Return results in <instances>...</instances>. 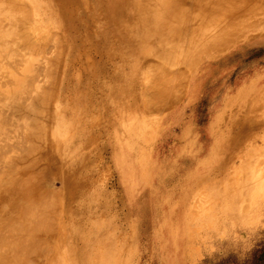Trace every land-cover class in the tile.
Instances as JSON below:
<instances>
[{
	"label": "rangeland",
	"instance_id": "obj_1",
	"mask_svg": "<svg viewBox=\"0 0 264 264\" xmlns=\"http://www.w3.org/2000/svg\"><path fill=\"white\" fill-rule=\"evenodd\" d=\"M13 1L0 6L23 3L28 43L18 36L16 57L0 43V65L15 61L0 67V125L25 134L16 153L15 130L0 147V239H18L0 261L28 237L42 250L18 264H264V187L245 164L264 163V0H170L164 24L151 19L167 0ZM24 82L32 94L15 102ZM28 200L45 213L36 233Z\"/></svg>",
	"mask_w": 264,
	"mask_h": 264
},
{
	"label": "bare ground",
	"instance_id": "obj_2",
	"mask_svg": "<svg viewBox=\"0 0 264 264\" xmlns=\"http://www.w3.org/2000/svg\"><path fill=\"white\" fill-rule=\"evenodd\" d=\"M2 1H3V0H2ZM2 1H0V2H2ZM6 1H7V0H6ZM10 1H13V0H10ZM158 1H159V0H158ZM158 1H156V2H158ZM162 1H163V0H162ZM4 3H5V2H4ZM9 3H10V2H9ZM13 3H14V1H13ZM15 3H17V2H15ZM59 3H60V2H59ZM131 3H132V1H131ZM1 4H2V3H1ZM22 4H23V3H22ZM22 4L20 3V5H18V3H17V6H19V8H21V5H22ZM102 4H103V3H102ZM132 4H133V3H132ZM132 4H131V5H132ZM167 4H168V5H169V4L171 5V1H170V0H167ZM167 4H166V6H164L163 8L158 9L157 11H155V12L152 14V17H153V18H152L151 20H153L154 22H157L158 24H159L160 22H162V24H164V23H163V20H164V19H165L166 22H167V20L170 19V18L166 19L167 14H168V13L171 14L170 12H172L173 10H175V9L171 8L172 5H171V6H167ZM5 5H6V6H5ZM5 5L3 6V4H2V5L0 6V43H1V44L3 43L2 46H4V48L7 49V52H9V55H8V56H10V55L12 56V54L16 53V52H15V48H17V46H19V47H20V46H21V47H22V46H23V47L25 46L23 43H22L23 45H17L16 47H15V45H14V43L17 44V41H19V44H20V42H21L22 40L20 41L19 38H20V39H23V37L21 38V36L23 35V32H22V34H21V31H25V30H22L23 28H22L20 31L17 30V26H16L17 24H16V23H18L19 20H17L18 18H16V16H17L16 14H17L18 11H20V10H18L19 8H18V7H17V8L9 7V6H11L10 4H5ZM57 5H59V4H57ZM131 5H130V6H131ZM150 5H151V4H150ZM23 6H24V5H23ZM158 6H159V5H158ZM25 7H26V6H25ZM127 7H128V6H127ZM161 7H162V6H161ZM125 8H126V7H125ZM130 8H131V7H130ZM133 8H134V6H133ZM22 9H23V8H22ZM22 9H21V10H22ZM68 9H69V8H68ZM126 9H127V8H126ZM24 10H25V9H24ZM24 10L21 11V12L24 13ZM131 10H132V9H131ZM25 11H26V10H25ZM148 12H149V11H148ZM175 12H176V11H175ZM15 13H16V14H15ZM89 13H90V11H89ZM132 13H133V12H132ZM24 14H25V13H24ZM24 14H22V15H24ZM26 14H27V12H26ZM26 14H25V15H26ZM28 14H29V11H28ZM87 14H88V13H87ZM145 14H147L146 11H145ZM25 15H24V16H25ZM89 15H90V14H89ZM149 15H150V14H149ZM172 15H173V12H172ZM172 15H168V17H169V16L171 17ZM18 16H19V15H18ZM24 16H23L22 18L19 17V18H21V19H20L21 22L19 21V23H18L19 26H20V23H21V24L26 23L25 21L23 22V18H24ZM28 16H29V15H28ZM146 16H148V15H146ZM73 19H74V18H73ZM16 20H17V22H16ZM24 20H25V19H24ZM28 20H29V19H28ZM172 21H173V20H172ZM5 22H6V23H5ZM86 23H87V22H86ZM90 23H91V22H90ZM6 24H7L9 27L6 28V27H5ZM7 25H6V26H7ZM27 25L29 26L28 23H27ZM167 25H169V24H167ZM22 26H23V25H22ZM24 26H25V24H24ZM28 26H26V27L28 28ZM81 26H82V25H81ZM88 26H89V25H88ZM158 26H159V25H158ZM26 27H25V28H26ZM4 28H5V29H4ZM25 28H24V29H25ZM28 29H29V31L31 30V31H33V32H34V30H35L33 27H29ZM156 29H157V28H156ZM29 31H28L27 33H29L28 35H29V37H30V36H32V35H30V32H31V31H30V32H29ZM83 31H84V30H83ZM158 31H159V28H158ZM160 31H161V30H160ZM19 32H20L21 35L19 34ZM145 32H146V31H145ZM155 32H156V31H155ZM148 33H149V32H148ZM18 34H19V35H18ZM33 34H34V33H33ZM142 34H143V33H142ZM150 34H151V33H149V36H150ZM145 35H146V34H145ZM18 36H20V37L18 38ZM139 36H141V35H139ZM146 36H147V35H146ZM141 37H143V36H141ZM184 37H185V36H184ZM17 38H18V39H17ZM31 38H32V37H31ZM39 38H40V37H39ZM87 38H88V37H87ZM93 38H94V37H93ZM147 38H149V37L147 36ZM150 38H152V37H150ZM27 39H28V37H27ZM83 39H84V38H83ZM143 39H144V37H143ZM23 40H24V39H23ZM29 40H31V39H28L27 41H29ZM145 40H146V39H145ZM147 40H148V39H147ZM24 42H26V39L24 40ZM39 42H40V41H39ZM27 43H28V42H26L25 44H27ZM49 43H50V42H49ZM37 44H38V43H37ZM39 45H40V44H39ZM42 45H43V44H42ZM30 46H31V45H30ZM27 47H28V46H27ZM38 47H39V46H38ZM51 47H52V46H51ZM32 48H34V46H33ZM44 48H46V47H44ZM56 48H57V46H56ZM56 48H55V49H56ZM18 49H19V48H18ZM18 49H17V50H18ZM20 49H21V48H20ZM26 49H27V48H26ZM23 50H24V49H23ZM30 50H31V47H30ZM36 50H37V49H36ZM36 50H34L35 53H37ZM39 50H40V49H39ZM39 50H38V51H39ZM42 51H43V50H42ZM79 51H80V50H79ZM0 52H1V51H0ZM20 52H21V51H20ZM44 52H45V51H44ZM11 53H12V54H11ZM31 53H32V52H31ZM45 53H46V52H45ZM5 54H6V53H5ZM7 54H8V53H7ZM7 54H6L5 56L3 55L2 57H3V59H4V57L7 58V61H8L9 58L6 57ZM25 54H26V53L24 52V55H25ZM29 54H30V52H29ZM29 54H27V55H29ZM17 55H19V54H17ZM42 55H43V54H42ZM55 55H56V54H55ZM55 55H54V56H55ZM57 55H58V54H57ZM30 56H31V55H30ZM30 56H29V57H30ZM51 56H52V55H51ZM54 56H53V57H54ZM62 56H63V53H62ZM14 57H16L15 54H14ZM20 57H21V56H19V58H20ZM33 58H34V56H33ZM44 58H45V57H44ZM86 58H87V57H86ZM3 59L1 60V65H2V61H3ZM14 59H15V58H14ZM24 59H26V58H23V60H24ZM39 59H41L40 56H39ZM5 60H6V59H4L3 62H4V64L6 63L5 65H6V68H7V65H9L10 62L13 61V60H12L11 57H10V62H9L8 64H7V62H6ZM15 60H16V59H15ZM27 60H28V59H26L25 61H27ZM17 61H18V60H17ZM36 61H37V60H36ZM38 61H39V60H38ZM44 61H45V60H44ZM87 61H88V60H87ZM13 62L15 63V61H13ZM19 62H20V60H19ZM19 62H18L17 64H19ZM21 62H22V60H21ZM23 62H24V61H23ZM32 62L34 63L33 60H32ZM39 62H40V61H39ZM50 62H51V61H50ZM56 62L58 63L57 60H56ZM28 63H29V61H28ZM28 63H22V64L25 65V69H24V70H26V67H28V65H27ZM36 63H37V62H36ZM44 63H45V62H43V64H44ZM57 63H56V64H57ZM11 64H12V62H11ZM17 64L15 65L16 67L19 66V65L17 66ZM20 64H21V63H20ZM1 65H0V67H1ZM26 65H27V66H26ZM29 65H31V63H30ZM50 65H51V64H50ZM15 66L10 65V67H12V68L14 67L13 69H15ZM21 66H23V65H21ZM43 66H44V65H43ZM23 67H24V66H23ZM23 67H22V68H23ZM32 68H33V66L31 67V69H32ZM34 68H35V67H34ZM45 68H46V67H45ZM49 68H50V67H49ZM4 69H5V68H4ZM38 69H39V68H38ZM38 69H37V70H38ZM40 69H41V68H40ZM47 69H48V66H47ZM50 69H51V68H50ZM24 70H23V71H24ZM29 70H30V69H29ZM29 70H26L25 72H27V73H28V72H30V73L33 72V70H32V72H31V70H30V71H29ZM35 70H36V69H35ZM37 70H36V72L39 71V70H38V71H37ZM83 70H84V69H83ZM1 71L3 72V69H2ZM14 71H16V72L18 73V70L15 69ZM50 71H51V70H50ZM2 72H1V73H2ZM4 72H5V70H4ZM4 72H3V73H4ZM39 72H41V71H39ZM47 72H49V71H47ZM59 72H60V71H59ZM3 73H2V75H3ZM40 74H41V73H40ZM4 75H5V74H4ZM23 75H24V74H23ZM23 75H22V76H23ZM30 75H32V74H30ZM36 75H37V74H36ZM50 75H51V74H50ZM58 75H59V74H58ZM5 77H7V75H5ZM5 77H3V76L1 77V76H0L1 79H2V78L4 79ZM37 77H38V75H37ZM37 77H36V78H37ZM41 77H42V76H41ZM41 77H40V78H41ZM149 77H150V76H149ZM159 77H161V76H159ZM163 77H164V76H163ZM170 77L172 78V76H170ZM9 78H10V77H9ZM12 78H13V77H12ZM12 78H11V79H12ZM176 78H177V77H176ZM1 79H0V82H2V80H3V79H2V80H1ZM5 79H6V80H5L6 82L9 81V80L7 81L8 78H5ZM11 79H10V80H11ZM23 79H24V78H23ZM54 79H55V77H54ZM166 79H167V76H166ZM41 80H42V79H41ZM157 80H158V79H157ZM163 80L165 81V77L163 78ZM163 80H162L161 82H163ZM5 81H4V82H5ZM12 81H13V80H12ZM12 81H10V82L12 83ZM52 81H53V80H52ZM54 81H55V80H54ZM158 81H160V80H158ZM167 81H168V79H167ZM167 81H166L165 83H168ZM4 82H3V83H4ZM6 82H5L4 84H3V83H0V84H1V87H2V86L4 87V86L7 84ZM10 82H9V84H11ZM22 82H23V81H22ZM57 82H58V81H57ZM161 82H160V83H161ZM49 83H50V82H49ZM160 83H159L158 85H160ZM169 83H170V82H169ZM22 84H23V83H22ZM162 84H163V83H162ZM31 85H32V84H31ZM46 85H47V84H46ZM51 85H52V84H51ZM51 85H50V86H51ZM55 85H56V84H55ZM163 85H164V84H163ZM26 86H27V82H24V84H23V86H22L23 89H22V88H21L22 90L20 89V91H21L20 94H21V95L18 93L19 91H18V92H14V94H15V93L19 94V95H18L19 98H18L17 96H15V97H16V101H15V102H17V99H18V101H20V100H21V97H22V98H25V96H28V95H29V94H26V92H24V97H23V94H22L23 90H24V91H27V90L29 89V88L27 89ZM44 86H45V85H44ZM164 86H165V85H164ZM20 87H21V85H20ZM24 87H25V89H24ZM28 87H29V86H28ZM31 87H32V86H31ZM42 87H43V85H42ZM42 87H41V88H42ZM68 87H69V86H68ZM36 89H38V88H36ZM69 89H70V88H69ZM157 89H158V88H157ZM163 89H164V88H163ZM163 89H161V90H162L161 93H163V95H166V94H164V90H163ZM29 90H30V89H29ZM29 90L27 91V93H30ZM153 90L155 91V89H153ZM158 90H159V89H158ZM38 91H39V89H38ZM137 91H138V90H137ZM31 92H32V91H31ZM42 92L44 93V92H45V89L43 90V88H42L41 91H40V94H41ZM158 93H159V92H158ZM161 93H160V95H161ZM25 94H26V95H25ZM30 94H32V93H30ZM35 94H37V92H36ZM40 94H39V95H40ZM167 94H168V93H167ZM3 95H4V94H3ZM15 95H16V94H15ZM39 95H38V97L41 99V100H40V99H39V100H40V102H42L43 100H42L41 96H39ZM153 95H154V94H153ZM168 95H169V94H168ZM4 96H5V95H4ZM32 96H33V95H32ZM42 96H43V95H42ZM154 96H155V95H154ZM15 97H14V98H15ZM29 97H30V96H29ZM9 98H10V97H9ZM14 98H13V99H14ZM34 98H35V97H34ZM34 98H33V99H34ZM36 98H37V97H36ZM19 99H20V100H19ZM29 99H30V98H29ZM5 100H6V97H5ZM9 100H10V99H8V101H9ZM11 100H12V99H11ZM14 100H15V99H14ZM34 100H35V99H34ZM151 100H152V99H151ZM21 101H23V100H21ZM25 101H26L27 104H29V102H30V101L27 102L26 99H25ZM25 101H24V102H25ZM44 101H45V100H44ZM11 103H12V102H11ZM11 103H10V104H11ZM18 103H20V102H18ZM38 103H39V102H38ZM59 103H60V102H59ZM2 104H3V103H2ZM5 104H6V103L3 104L4 107L6 106ZM8 104H9V103H7V106H6V107H8ZM10 104H9V105H10ZM39 104H41V103H39ZM11 105H12V104H11ZM13 105H14V104H13ZM24 105H25V104H24ZM15 106H17V105H15ZM27 106H30V105H27ZM27 106H26V107H27ZM41 106H42V105H41ZM1 107H2V106H1ZM1 107H0V112H1V110L5 109V108H3V107L1 108ZM17 107H18V106H17ZM42 107L44 108V106H42ZM42 107H40V110H41ZM48 107H50V106H48ZM36 108H37V107H36ZM7 109H8V108H7ZM7 109H6L5 112H9V111H7ZM14 109L16 110V107L13 108V110H14ZM31 109H32V108H31ZM40 110H39V111H40ZM44 110H45V109H44ZM46 110H47V109H46ZM37 111H38V110H37ZM5 112H4V115H6ZM1 113L3 114V111H2ZM11 113H13V112H11ZM10 116H11V115H10ZM42 116H43V115H42ZM0 117H1V115H0ZM2 117H3V116H2ZM10 118H11V120L13 119L12 116H11ZM4 119H5V118H4ZM0 121H1V118H0ZM15 121H17L16 118H15ZM23 121H24V120H23ZM1 122H3V121H1ZM10 122H11V121H10ZM4 123H5V120H4ZM15 123H16V122H15ZM21 123H23V122H21ZM18 124H19V121H18ZM24 124H26V122L23 123V125H24ZM9 125H10V123H9ZM12 125H13V124H12ZM23 125L21 124V126H23ZM0 126H2V124H1ZM3 126L6 127V124L3 125ZM3 126H2V127H3ZM15 126H16L15 129H13V130H15V131H14L15 133H16V132L20 133L21 131H24V128H25V127H24V128H21V130H19L20 127H18V125H16V124H15ZM24 126H27V125H24ZM2 127H0V128L2 129ZM5 127H4L3 129L6 131ZM7 127H8V124H7ZM7 127H6V128H7ZM10 127H11V126H10ZM10 127H8V131H6V133L9 132V131L12 129V127H11V129H10ZM18 128H19V129H18ZM28 128H31V127H28V126H27V130H29ZM39 128H40V126H39ZM9 129H10V130H9ZM16 129H18V131H17ZM13 130H11V131H12L11 133H13ZM27 130H26V134L30 131V130H29V131L27 132ZM33 130H34V128H33ZM39 130H40V129H39ZM58 131H59V129H58ZM64 131H65V130H64ZM32 132H33V131H32ZM40 132H41V131H40ZM6 133H4V134H6ZM21 133H22V132H21ZM21 133H20V135H21ZM30 133H31V131H30ZM47 133H48V132H47ZM23 134H25V133H22V135H23ZM31 134L35 135L34 133H31ZM42 134H43V133H42ZM6 135H7V137H5V136H3V135L0 136V139H1V137L6 138V140H8L9 143H10V141H11V143H12V141H14V139H16V138H19V140L21 139V138L19 137L20 135L17 134V133H16V135H14V134L10 135L9 133H7ZM8 135H10L11 137H12L13 135H14V136H17V135H18V137H12V138L10 137L11 140L9 141V139H8L9 136H8ZM36 135H37V134H36ZM27 136L29 137V135H27ZM37 136H38V135H37ZM42 136H43V135H42ZM21 137H22V141L24 142L23 139H24L25 135H24V137H23V136H21ZM33 137H34V136H33ZM3 138H2V139H3ZM36 138H38V137H36ZM39 138H40V137H39ZM6 140H5V141L2 140V141H4V142H3L4 145H5ZM16 140H17V139H16ZM26 140H28V139H26ZM2 141H0V145L2 144V143H1ZM17 141H18V140H17ZM22 141H21V145H22ZM19 142H20V141H19ZM36 142H38L37 139H36ZM41 142H42V141H41ZM9 143L6 142V145H5V146L3 145V146H0V147H1V148L3 147V150L5 149V147H8V145L12 147V144L10 143V144H11V145H10ZM14 143H16V141L13 142V147H12L13 149H14ZM26 143H30V145L28 144V146H27ZM39 143H40V142H39ZM24 144L26 145V148H24L25 150L27 149V147H28L29 150L32 149L31 146H32L33 144H31V142H28V141H27V142H24ZM16 146H17V148H18V147L20 146V144H16ZM16 146H15V149H14L15 151H12V153H14V152L16 153ZM29 146H30V147H29ZM11 147H10V149H11ZM32 147H33V146H32ZM1 148H0V149H1ZM20 148H21V149H20V155L23 153V151H24V154H25V150H23V147L21 146ZM33 148H35V145H34ZM10 149L8 148V151H10ZM21 150H22V151H21ZM34 150H35V149H33L32 152H34ZM18 151H19V148H18ZM4 152H6V150H4ZM29 153H30V151H29ZM29 153H28V151L26 152V154H28V155H29ZM1 154H3V151H2V150H1ZM1 154H0V156H1ZM26 154H25V155H26ZM18 155H19V152H18ZM28 155H27V157H29ZM4 156H6V155H4ZM21 156H22V155H21ZM16 157H17V158H16ZM16 157H15L16 160H18V157H19V156H17V154H16ZM1 158L3 159L2 156L0 157V159H1ZM5 158H6V157H5ZM15 158H13V159H15ZM20 158H22V157H20ZM245 158H246V160H245V164L253 168V170H252V174H251V182L256 186L257 189H262V188L264 187V163L261 162L260 160L258 161L254 156H248V158H247V156H246ZM23 159H24V157H23ZM0 161H1V160H0ZM2 161H3V160H2ZM8 161H9V163H10V162L13 161V160L10 161V159H9ZM20 161H22V160L20 159ZM4 162H5V160H4ZM18 162H19V161H18ZM13 163H14V162H13ZM30 163H31V162H30ZM30 163L28 162V163H25V164H26V166H27V165H29ZM0 164H3V165H4V164H8V163H7V160H6L5 163H1V162H0ZM11 164H12V162H11ZM25 164H22V163H21V165H23V166H25ZM21 165H19V166H21ZM4 166H5V165H4ZM8 166H10V164H9V165H6V167H8ZM11 166H13V165H11ZM17 166H18V165H17ZM17 166L15 165L14 167L17 168ZM23 166H22L20 169H22ZM74 166H75V165H74ZM14 167H12V168L10 167V168H11V169H14ZM0 168H1V169H0V173H1L2 170H3L5 167H3V166L1 167V165H0ZM8 168H9V167H8ZM18 168H19V167H18ZM9 170H10V169H9ZM16 171H17V169H16ZM30 171H31V170H30ZM3 172H5V171H3ZM13 172H15V170H14ZM24 172H25V171H24ZM5 173H6V172H5ZM2 174H3V173H2ZM12 174H13V173H12ZM14 174H15V173H14ZM30 174H31V173H30ZM3 175H4V174H3ZM5 175H6L5 177H7V173H6ZM24 175H26V174H24ZM32 175H34V174H32ZM35 175H36V174H35ZM29 176H30V175H29ZM38 176H39V175H38ZM30 177H32V176H30ZM30 177H29V178H30ZM13 178H14V177H11V178L9 177V180L7 179V181H5V183H6V182H7L6 184L10 183V179H13ZM18 178H19V177H18ZM29 178H28V179H29ZM32 178H34V176H33ZM1 179H2V177H1ZM14 179H15V178H14ZM14 179H13V180H14ZM13 180H11V183L9 184L10 186H11ZM18 180H19V179H18ZM23 180H24V179H23ZM33 180L36 181L35 178H34ZM3 181H4V179L2 180V182H3ZM8 181H9V182H8ZM20 181H21V180H20ZM21 182H22V181H21ZM26 182H27V179H26V181H25V184H28V182H27V183H26ZM0 183H1V180H0ZM1 184H2V183H1ZM3 184H4V182H3ZM17 184H21V183H17ZM25 184H24V181H23V184H22V185H25ZM16 186H17V185H16ZM19 186H20V185H19ZM20 187H21V186H20ZM33 187H34V186H33ZM30 188H31V187H30ZM24 189H25V188H24ZM25 191H26V190H25ZM18 193H19V192H18ZM22 193H23V192H22ZM40 193H41V192H40ZM19 194H20V193H19ZM38 194H39V193H38ZM41 194H42V193H41ZM43 195H45V194H43ZM46 195H47V194H46ZM39 196H40V194H39ZM39 196H38V197H39ZM50 196H51V195H50ZM24 197H25V196H24ZM20 198H21V197H20ZM49 199H51V198H49ZM31 200H32V199H31ZM46 201H47V200H46ZM49 201H50V200H49ZM53 201H54V199H53ZM81 201H82V200H81ZM28 202L30 203V205H27V206H28L27 210H30V211H29V212L27 211L26 213L24 212V215L26 214V221H25V222H27V223L29 224V223H30L29 221H32V220H33L32 222H34V223H33V224L30 223V224H31L32 226H34L35 223H36V227H37V225L39 226V224H40V223H38V222H40V221H41V223L43 222V218H45V213H44V214L42 213V214H43V217L41 216L42 219L40 220L41 217H39V215L41 214V213H40V210H41V209H39V206H38V204H39L38 202H39V201L37 202L38 204L36 203L37 205L34 204L35 202L33 203L34 207H33V205H31V204H32L31 201L28 200ZM28 202L25 201V203H28ZM51 202H52V199H51ZM59 202H60V201H59ZM59 202L57 201L58 204L61 203V202H60V203H59ZM65 202H66V201H65ZM25 203H24V204H25ZM54 203H55V201H54ZM24 204H23V205H24ZM40 204H42V203H40ZM2 205H3V204H2ZM4 205H5V204H4ZM19 205H20V204H19ZM21 205H22V204H21ZM21 205H20V206H21ZM47 205H49V207L51 206V208H52V205H53V204L51 205L50 203H48V204L45 205V203H44V206L47 207ZM55 205H56V203H55ZM55 205H54V206H55ZM29 206H30V207H29ZM35 206H37V207H35ZM60 206H61V205H60ZM65 206H66V205H65ZM2 207H3V206H2ZM12 207H13V206H12ZM21 207H22V206H21ZM23 207H24V206H23ZM31 207H32V210H31ZM40 207H41V205H40ZM42 207H43V204H42ZM4 208H5V206H4ZM33 208H34V209H33ZM35 208H36V209H35ZM37 208H38V209H37ZM47 208H48V207H47ZM25 209H26V208H25ZM57 209H58V208H57ZM22 210H23V209H22ZM36 210H37V212H36ZM44 210H45V209H44ZM44 210H43V212H44ZM74 210H75V209H74ZM25 211H26V210H25ZM31 211H32V218H30V216H31ZM41 212H42V211H41ZM29 213H30V214H29ZM36 213H37V214H36ZM38 213H39V214H38ZM22 214H23V213H22ZM28 214H29V215H28ZM33 214H34V215H33ZM51 215H52V214H51ZM53 215H54V214H53ZM35 216H36L37 219L39 218V221H37V219H36V222H35V220H34ZM46 216H49V214L46 215ZM55 216H56V214H55ZM28 217H29L30 220L28 219ZM33 217H34V218H33ZM0 218H1V217H0ZM55 218H56V217H55ZM11 219H12V218H11ZM31 219H32V220H31ZM45 219H46V218H45ZM48 219H49V217H48ZM1 220H2V218H1ZM20 220H21V218H20ZM27 220H28V221H27ZM9 221H10V220H8V222H9ZM49 221H50V219H49ZM11 222H13V221H11ZM11 222H9V223H11ZM20 222H21V221H19V223H20ZM45 222H46V221H45ZM1 223H2V222H1ZM9 223H8L7 225H9V228H10V225H11V224H9ZM19 223L17 222V223H15V224L17 225V224H19ZM37 223H38V224H37ZM53 223H54V221H53ZM56 223H57V222H56ZM56 223H55V224H56ZM3 224L5 225L6 223H3ZM12 224H13V223H12ZM30 224H29V226H30ZM45 224H46V223H45ZM21 225H22V224H21ZM56 225H57V224H56ZM5 226H6V225H5ZM32 226H30V227H32ZM22 227L24 228L23 225H22ZM26 227H27V224H26ZM26 227H25V228H26ZM43 227H44V226H43ZM48 227H49V226H47V228H48ZM53 227H54V226H53ZM55 227H56V226H55ZM9 228H8V229H9ZM20 228H21V227H20ZM20 228H18V229H20ZM34 228H35V226H34ZM28 229H29V227H28ZM44 229H45V228H44ZM44 229L42 228L41 230L44 231ZM55 229H56V228H55ZM25 230H26V229H25ZM36 230H37V228L34 229V232H35ZM73 230H74V229H73ZM19 231H20V230H19ZM32 231H33V227H32ZM32 231L29 232L28 236H30V234H31ZM39 231H40V230H39ZM67 231H68V229H67ZM69 231H70V230H69ZM9 232H10V231H9ZM35 233H36V232H35ZM38 233H39V232H38ZM53 233H54V232H53ZM11 234H12V233H11ZM32 234L34 235V233H32ZM32 234H31V235H32ZM4 235H5V234H4ZM4 235H3V236H4ZM83 235H84V234H83ZM3 236H2V237H3ZM2 237H1V238H2ZM5 237H6V235H5ZM7 237H8V236H7ZM9 237H11V236H9ZM14 237H15V236H14ZM14 237H13V238H14ZM30 237H32V236H30ZM30 237H29V238H30ZM33 237H34V236H33ZM18 238H19V237H18ZM25 238H26V237H25ZM27 238H28V237H27ZM27 238L24 239V237H23V239L20 240L21 244L23 243V244L20 246V247H21V251L16 249L17 251H20V252H19L20 254H21V252H24V250H26L27 252H29L31 249L35 248V247H33V248L29 249V251H28V248L30 247V245H32V243L35 244V246L38 244V245L36 246L35 249L38 250L39 248H41V246L39 247V244H40V243L37 242V240H36V241H32V242H28L29 240L31 241L32 238L29 239V240H27ZM34 238H35V237H34ZM3 239H5V238H3ZM10 239H11V238H10ZM10 239L8 238V240H10ZM15 239L18 241L17 237H15ZM35 239H36V238H35ZM52 239H53V238H52ZM0 240H1V239H0ZM22 240H23V241H22ZM3 241H4V240H3ZM3 241H2V240L0 241V242H1V246H0V247H2V242H3ZM17 241H16V242H17ZM24 241H26L27 243H25ZM67 241H68V239H67ZM6 242H7V240H5V243H6ZM16 242H15L14 244L17 245ZM34 242H36V243H34ZM40 242H41V241H40ZM47 242H48V241H47ZM51 242H52V241H51ZM3 243H4V242H3ZM5 243H4V244H5ZM8 243H9V244H8ZM24 243H25V244H24ZM28 243H30V244H28ZM52 243H53V242H52ZM7 244L9 245V246H8V250L11 249V248H9L11 243H10V242H7ZM7 244H5V246H6ZM12 244H13V240H12ZM14 244H13V249H14ZM45 244H46V243H45ZM50 244H51V243H50ZM50 244H49V246H51ZM19 245H20V243H19ZM23 245H25L24 249H23ZM26 245H27V246H26ZM28 245H29V247H28ZM41 245H42V244H41ZM47 245H48V244H47ZM65 246H66V245H65ZM3 248H4V247H3ZM25 248H27V249H25ZM45 248H46V247H45ZM51 248H52V247H51ZM4 249H5V248H4ZM13 249H11V251H12ZM35 249H34V251H35ZM37 250H36L35 253H34L35 255L39 252L40 249H39L38 251H37ZM41 250H42V248H41ZM45 250H46V249H45ZM49 250H50V249H49ZM11 251H10V252H11ZM17 251H16V252H17ZM26 251H25V252H26ZM32 251H33V250H31V252L28 253V254L31 255V254L33 253ZM0 252H1V249H0ZM2 252H4L3 249H2ZM2 252H1V253H2ZM5 252H6L5 254L8 253L7 248H6ZM25 252H24V253H25ZM36 252H37V253H36ZM46 252H47V250L44 251V253H45L46 255H43V256H45V257L47 256V253H46ZM19 253H17V254H19ZM39 253H40V252H39ZM39 253H38V254H39ZM42 253H43V252H42ZM44 253H43V254H44ZM10 254H11V253H10ZM15 254H16V253L14 252V256H15V257H18V256H19V255H17V254L15 255ZM22 254H23V253H22ZM25 254H26V256L28 257V254H27V253H25ZM2 255H4V254L2 253ZM2 255H1V256H2ZM8 255H9V254L4 255V259L7 257L8 259H6V260L9 261L10 258H11V256L9 257ZM12 255H13V252H12ZM39 255H40V254H39ZM21 256H22V255H21ZM21 256L18 257V258H15V257H14V259H18V261L15 262V260H14V263H13V264H15V263L18 264V262H20L19 260H23V258L21 259ZM26 256H25V257H26ZM33 256H34V255H33ZM43 256H42V258H44ZM37 257H38V255H37ZM0 258H1V257H0ZM1 259H3V258H1ZM11 259H12V258H11ZM45 259H46V258H44V261H45ZM44 261H43V264H44ZM25 262L27 263L26 260L24 261V263H25ZM0 263L6 264V263H4V262H2V261H0ZM7 263H8V262H7ZM11 264H12V263H11ZM20 264H21V263H20ZM27 264H28V263H27ZM33 264H34V262H33Z\"/></svg>",
	"mask_w": 264,
	"mask_h": 264
}]
</instances>
